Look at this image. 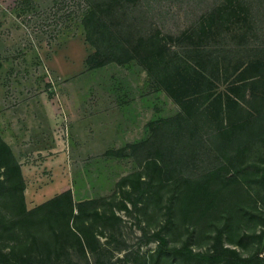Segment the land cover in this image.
Returning <instances> with one entry per match:
<instances>
[{
	"label": "rangeland",
	"instance_id": "rangeland-1",
	"mask_svg": "<svg viewBox=\"0 0 264 264\" xmlns=\"http://www.w3.org/2000/svg\"><path fill=\"white\" fill-rule=\"evenodd\" d=\"M220 1L130 0L132 58L102 63L87 0H0V134L27 208L70 190L82 241L2 236L0 264H264V3Z\"/></svg>",
	"mask_w": 264,
	"mask_h": 264
},
{
	"label": "trees",
	"instance_id": "trees-1",
	"mask_svg": "<svg viewBox=\"0 0 264 264\" xmlns=\"http://www.w3.org/2000/svg\"><path fill=\"white\" fill-rule=\"evenodd\" d=\"M87 1L88 8L84 16L86 30L88 35L90 34V41L91 35H97L103 43V45L94 43L97 51L101 49L106 51L107 57L102 63H123L132 58L128 46L118 38L122 20H127L130 16L127 15L131 7L130 0ZM247 2L248 0L220 1L214 10L215 14L210 13V16L212 20H221L222 23L230 20L228 18L239 21L248 16ZM170 95L175 96L174 99L177 101L175 91L170 92ZM179 118L183 122L187 120L182 115ZM197 138L201 140L197 131H190L187 143ZM156 152L159 155L160 151ZM148 159L150 157L146 160ZM153 163L159 167L157 160ZM213 173L214 171L207 172L204 177L213 176ZM25 188L21 164L0 134V239L2 236L5 237L3 239L15 237L17 244L22 245L32 238L40 244L38 248H42L46 255L53 254L50 253L52 251L56 253L57 248L61 247L70 235L82 244L80 237L72 230L75 206L70 190L56 195L33 209H28L25 202ZM198 188V185L194 186V189L200 190ZM17 244H12V247L16 248ZM224 263L236 264L229 259H226ZM238 264H245V262Z\"/></svg>",
	"mask_w": 264,
	"mask_h": 264
},
{
	"label": "crops",
	"instance_id": "crops-1",
	"mask_svg": "<svg viewBox=\"0 0 264 264\" xmlns=\"http://www.w3.org/2000/svg\"><path fill=\"white\" fill-rule=\"evenodd\" d=\"M10 145V144H9ZM13 152L15 153V151L13 150ZM20 164H21V169H23L24 170V168H25V166H22V163L20 162ZM53 198V197H52ZM49 199H51V198H49ZM48 199V200H49Z\"/></svg>",
	"mask_w": 264,
	"mask_h": 264
}]
</instances>
